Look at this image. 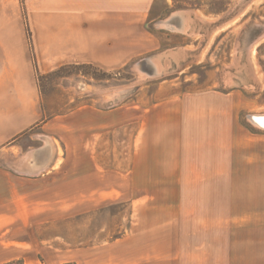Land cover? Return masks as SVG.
Segmentation results:
<instances>
[{"label":"rangeland","instance_id":"obj_1","mask_svg":"<svg viewBox=\"0 0 264 264\" xmlns=\"http://www.w3.org/2000/svg\"><path fill=\"white\" fill-rule=\"evenodd\" d=\"M150 1L117 69L36 75L48 127L22 146L53 158L21 178L0 151V264H264V0H135L137 19ZM176 12L198 31L163 26Z\"/></svg>","mask_w":264,"mask_h":264},{"label":"crops","instance_id":"obj_2","mask_svg":"<svg viewBox=\"0 0 264 264\" xmlns=\"http://www.w3.org/2000/svg\"><path fill=\"white\" fill-rule=\"evenodd\" d=\"M26 5L31 46L17 0H0V151L9 156L16 148L19 154L6 166L20 171L14 174L21 178L24 171L49 170L53 158L48 142L22 146L25 140L41 141L31 132L38 128L44 134L48 127L35 68L39 75L71 64L117 69L129 60L130 47L135 52L137 22L143 24L153 9L150 1L137 19L135 0H30ZM174 14L178 27L198 31L196 15ZM3 173L0 193L13 181L6 176L2 181Z\"/></svg>","mask_w":264,"mask_h":264},{"label":"bare ground","instance_id":"obj_3","mask_svg":"<svg viewBox=\"0 0 264 264\" xmlns=\"http://www.w3.org/2000/svg\"><path fill=\"white\" fill-rule=\"evenodd\" d=\"M184 14V13H183ZM186 17V16H185ZM199 19H200V17H199ZM198 19V20H199ZM173 21H175V20H173L172 18L169 20V21H166V22H164V24H162L163 26H168L169 27V23H171L170 25H173L172 26V28L173 29H175V30H179V31H185V28H180V27H177V25H176V23H174ZM188 21H189V19H188ZM197 21V20H196ZM200 21H201V19H200ZM190 23V22H189ZM189 25V24H188ZM187 29V28H186ZM190 32V31H189ZM249 52V51H248ZM169 53V52H168ZM175 54V53H174ZM177 54V53H176ZM179 55V54H178ZM175 56V55H174ZM171 57V56H170ZM178 57V56H177ZM181 57V56H180ZM148 60V59H147ZM151 60V59H150ZM152 60H154V59H152ZM178 60V59H177ZM156 61V60H155ZM174 62V61H173ZM152 63V62H151ZM158 63V62H157ZM160 63V62H159ZM162 65V64H161ZM136 68H139V67H136ZM160 70V69H159ZM141 71V70H140ZM145 71H146V68H145ZM155 71H156V69H155ZM238 71V70H237ZM141 73V72H140ZM149 73V72H148ZM146 76H147V74H146ZM149 78V77H148ZM144 79V78H143ZM232 79V78H231ZM249 119V118H248ZM254 121L255 122H251L252 124H253V126H255V127H257V128H259V129H261V130H264V115H254Z\"/></svg>","mask_w":264,"mask_h":264},{"label":"water","instance_id":"obj_4","mask_svg":"<svg viewBox=\"0 0 264 264\" xmlns=\"http://www.w3.org/2000/svg\"><path fill=\"white\" fill-rule=\"evenodd\" d=\"M178 18H180V16H178ZM173 20H177V19H175V18H172ZM147 65H151L149 62H147V61H143L142 62V64H141V67H147ZM148 68V67H147ZM150 71H148L149 72V75L150 76H153V74H155V70H154V68L152 67V66H150V68H148ZM254 115H250L249 116V120H250V122H255L254 121Z\"/></svg>","mask_w":264,"mask_h":264},{"label":"trees","instance_id":"obj_5","mask_svg":"<svg viewBox=\"0 0 264 264\" xmlns=\"http://www.w3.org/2000/svg\"><path fill=\"white\" fill-rule=\"evenodd\" d=\"M65 67H70V65L64 66V67L60 68V70L63 69V68H65ZM35 72H36V75H37L38 72L36 71V68H35Z\"/></svg>","mask_w":264,"mask_h":264},{"label":"flooded vegetation","instance_id":"obj_6","mask_svg":"<svg viewBox=\"0 0 264 264\" xmlns=\"http://www.w3.org/2000/svg\"><path fill=\"white\" fill-rule=\"evenodd\" d=\"M174 23H176V21H174Z\"/></svg>","mask_w":264,"mask_h":264}]
</instances>
